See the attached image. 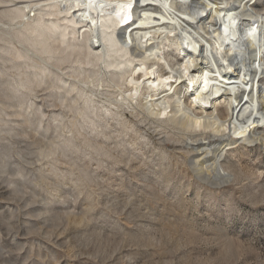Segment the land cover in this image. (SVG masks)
<instances>
[{
    "label": "bare ground",
    "instance_id": "6f19581e",
    "mask_svg": "<svg viewBox=\"0 0 264 264\" xmlns=\"http://www.w3.org/2000/svg\"><path fill=\"white\" fill-rule=\"evenodd\" d=\"M6 3L13 7L0 9V19H6L0 24V86L16 108L8 113L9 105L0 100V131L6 115L30 110L42 117V109L34 108L41 91L52 94L49 106L63 110L57 126L66 128L62 117L70 114L69 127L81 134L85 127L104 132L110 119L124 125L125 111L142 120L145 102L159 110L160 100L173 88L167 97L173 104L160 113L175 112L177 99L194 102L198 115L187 124L197 131L178 139L194 152L192 171L193 166L199 169V180L210 185L221 179L213 171L216 160L207 159L214 133H230L233 139L264 134V0H187L186 12L182 0H0ZM165 4L176 7L173 11ZM137 39L144 53L162 52L166 61L179 65L164 69L166 82L158 61L141 62ZM128 41V54L135 56L131 65L123 51ZM177 89L187 94L174 99ZM60 137L46 154L62 149L61 140L69 142Z\"/></svg>",
    "mask_w": 264,
    "mask_h": 264
},
{
    "label": "rangeland",
    "instance_id": "374dc122",
    "mask_svg": "<svg viewBox=\"0 0 264 264\" xmlns=\"http://www.w3.org/2000/svg\"><path fill=\"white\" fill-rule=\"evenodd\" d=\"M5 5L13 7L6 3L0 9ZM0 100L9 105L8 113L15 110L4 85ZM34 101L42 117L23 110L6 115L7 125L1 126L0 264H127L133 254L141 264H172L173 253L193 256L191 250L206 239L204 226L216 219L204 196L211 185L200 181L189 163L194 152L183 143H168L129 111L126 125L110 119L102 133L85 127L78 134L69 127L70 114L62 117L66 128L57 126L63 110L49 106L48 90ZM61 135L69 142L61 140V150L46 154ZM224 163L228 170L231 165ZM165 169L161 187L157 173ZM254 171L252 182L264 181V167ZM237 199L247 215L264 210V195L255 188L243 197L237 193ZM233 223L239 227V218Z\"/></svg>",
    "mask_w": 264,
    "mask_h": 264
},
{
    "label": "clouds",
    "instance_id": "9594fccd",
    "mask_svg": "<svg viewBox=\"0 0 264 264\" xmlns=\"http://www.w3.org/2000/svg\"><path fill=\"white\" fill-rule=\"evenodd\" d=\"M174 11L176 5H163ZM182 12L187 10V0H182ZM194 20V17H192ZM175 23V22H174ZM178 30H168L176 31ZM160 31V30H158ZM158 34L154 33V35ZM132 41H128L123 45V51L127 57V63L131 65L135 61V56L128 54V47ZM135 52L141 54V62L152 61L154 65L159 68V75L163 77V81H167L169 77L163 75L164 69L172 64L179 68L175 61L164 59L162 52L144 53L143 46L139 39L136 41ZM176 55H183L182 52H177ZM154 57L156 59H154ZM182 79V75L179 76ZM179 83V79L177 80ZM163 86H166L164 84ZM173 88H168L167 93L160 100L159 106L149 104L147 101L141 112L144 118L141 123H145L154 132H158L160 136L165 137V140L171 144H181L184 141L177 139L171 140L168 137L174 132L180 136H186L188 132H196L194 127H189L187 121L198 115L193 111L194 102L189 100L187 104L183 100H176V111L166 112L165 119L160 118V110L167 109L173 101L168 99V93H172ZM186 95V90L182 93L180 89L176 90L175 97ZM150 100H155V97H149ZM129 100L137 108L140 105L136 100L129 97ZM171 129V132H169ZM159 139V137H157ZM165 140L160 143L164 144ZM240 144L238 148H232L230 151L227 146ZM210 152L207 156L208 160L215 159L213 171L221 177L219 183L211 185L209 190L204 192L207 203L215 209V220H209L208 224L204 226L206 239L202 240V246L191 250L193 256H189L187 252L177 255L173 253L172 264H264V210H257L254 216L247 215L240 207V201L237 199V193L241 197L246 192L257 189L259 194L264 195V181L259 184L252 182L255 176V169L257 167H264V134L253 135L249 137L247 134L242 138L233 139L230 133H214L210 138L209 143ZM159 151V149L157 150ZM227 152V155L223 153ZM258 154V156H257ZM256 157V159H253ZM167 159V156L164 157ZM259 160V163H257ZM221 161H227L231 165L227 171L222 167ZM191 164L192 161L190 160ZM193 174L197 177L201 175L199 169L193 166ZM264 175V173H261ZM157 180L161 187H164L167 182V170H162L157 173ZM194 190L196 185L193 186ZM232 193L229 197V193ZM185 201L182 199L178 202V206H183ZM239 218V227L233 221ZM91 246V245H89ZM197 257H199L197 259ZM127 264H141V259L133 254L128 260Z\"/></svg>",
    "mask_w": 264,
    "mask_h": 264
},
{
    "label": "snow or ice",
    "instance_id": "6c2138e0",
    "mask_svg": "<svg viewBox=\"0 0 264 264\" xmlns=\"http://www.w3.org/2000/svg\"><path fill=\"white\" fill-rule=\"evenodd\" d=\"M160 115L164 116V115H166V112H161ZM197 123H199V121H197Z\"/></svg>",
    "mask_w": 264,
    "mask_h": 264
}]
</instances>
